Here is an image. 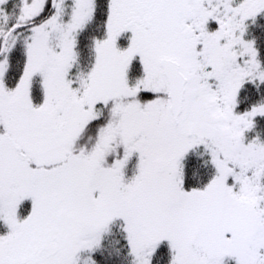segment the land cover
<instances>
[{"label": "snow or ice", "instance_id": "6c2138e0", "mask_svg": "<svg viewBox=\"0 0 264 264\" xmlns=\"http://www.w3.org/2000/svg\"><path fill=\"white\" fill-rule=\"evenodd\" d=\"M0 264H264V0H0Z\"/></svg>", "mask_w": 264, "mask_h": 264}]
</instances>
